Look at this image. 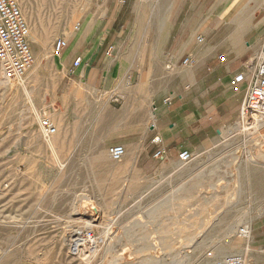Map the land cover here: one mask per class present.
<instances>
[{
	"label": "rangeland",
	"instance_id": "374dc122",
	"mask_svg": "<svg viewBox=\"0 0 264 264\" xmlns=\"http://www.w3.org/2000/svg\"><path fill=\"white\" fill-rule=\"evenodd\" d=\"M17 2L28 27L38 29L42 38L56 19L54 25L71 33L83 10L97 4ZM57 38L63 36L50 41L51 49ZM45 59L30 74L31 65L22 86L5 85L0 77V264H212L229 252L243 256L248 251L237 230L255 228L264 214V181L259 196L253 183L254 173L264 171V159L254 163L256 157L264 158V129L250 134L238 114L206 151H189L192 157L185 163L178 161L177 153L158 160L152 151L146 157L145 152L127 154L125 148L119 161L110 160L106 150V159L96 167L87 159L67 160L73 153H62L59 160L45 142L24 92L31 91L40 120L50 121L57 132L53 102L67 93L83 106L88 96L83 87L71 86L68 75L62 77L57 63ZM110 100L118 103L117 96ZM80 119L75 116L76 122ZM58 160L63 167L56 166ZM68 163L75 166H64ZM86 219L93 224L83 227ZM81 228H86L83 236L98 245L90 260L68 250L70 235ZM224 241L232 242V248L217 252Z\"/></svg>",
	"mask_w": 264,
	"mask_h": 264
},
{
	"label": "crops",
	"instance_id": "0c3cea01",
	"mask_svg": "<svg viewBox=\"0 0 264 264\" xmlns=\"http://www.w3.org/2000/svg\"><path fill=\"white\" fill-rule=\"evenodd\" d=\"M76 27L55 30L67 35L58 69L88 98L80 106L66 93L53 102L59 130L50 151L96 167L114 145L148 157L158 135L168 156L201 152L238 117L250 61L264 42V0H97ZM187 56L194 57L190 66L182 64ZM77 58L81 63L73 67ZM239 73L245 81L234 91L230 80ZM116 96L118 103H111ZM244 241L242 255L264 264V214Z\"/></svg>",
	"mask_w": 264,
	"mask_h": 264
},
{
	"label": "built area",
	"instance_id": "2783aa9c",
	"mask_svg": "<svg viewBox=\"0 0 264 264\" xmlns=\"http://www.w3.org/2000/svg\"><path fill=\"white\" fill-rule=\"evenodd\" d=\"M28 36L29 28L17 0H0V68L8 79L24 75L33 63ZM201 41L202 37H199L198 42ZM66 48L67 42L62 38L55 39L52 44V52L55 55L62 54ZM109 54L110 49L106 52V55ZM218 60L223 62L225 57L220 55ZM80 63L81 59L77 58L73 62V67H77ZM193 63L194 57L192 56H187L182 61L184 66H190ZM248 68L251 74L247 79V88L239 114L249 120L256 118L264 121V42L257 55L250 61ZM243 81H245L244 74L239 73L233 76L230 80L232 89L237 91ZM40 131L45 136H52L56 133L55 127L45 120L40 124ZM151 144L155 147L153 157L164 160L167 152L161 137L155 135L151 139ZM124 153L125 149L122 145H114L107 150L108 157L112 161L120 160ZM191 157L190 152L186 150L177 153V159L182 163L189 162ZM251 233L252 229L247 225L237 230L238 236L243 240L250 239ZM212 264L252 263L244 256L230 254L214 260Z\"/></svg>",
	"mask_w": 264,
	"mask_h": 264
},
{
	"label": "bare ground",
	"instance_id": "6f19581e",
	"mask_svg": "<svg viewBox=\"0 0 264 264\" xmlns=\"http://www.w3.org/2000/svg\"><path fill=\"white\" fill-rule=\"evenodd\" d=\"M28 21L30 18H27ZM49 20V19H48ZM30 22V21H29ZM28 22V23H29ZM59 22V21H58ZM40 24V23H39ZM42 24V23H41ZM40 24V25H41ZM47 24H48V21H47ZM30 25V24H29ZM46 25V24H45ZM51 25V24H50ZM48 26V25H47ZM42 27V26H41ZM58 25H52L50 26V29L49 31L46 32V34L44 33L45 35V38H42V36L40 35V33H38L36 31V29H34L33 27H28L29 28V36H28V40H29V44H30V48H31V44H34L36 45V51H34L33 49H31V52H32V55L34 56V63L33 66H32V69H31V73H33L39 66H40V62L47 58L50 62H55L57 63V66H58V56L57 55H51V42L52 40L54 39V37H60L59 34H58V31L55 32V30H59L58 29ZM39 28V26H38ZM44 28V27H43ZM47 28V27H46ZM54 28V29H53ZM40 30V29H39ZM42 31V30H40ZM43 35V37H44ZM67 35L66 36H63V39L66 41L67 39ZM44 39H49V43L47 44H44L43 43V40ZM51 41V42H50ZM67 42V41H66ZM46 60V59H45ZM31 68V67H30ZM25 75V74H24ZM24 75L22 76H18V77H15L13 79H8L2 69L0 68V77H1V80L5 83V85L7 84L8 86L11 85L12 82H17L19 85H24L25 83V80L27 77H23ZM25 96H26V100L27 102L29 103V106H30V111L31 113L33 112V117H34V120H36L39 125L41 124L42 120H40V114L38 113L37 111V108H35L30 100V96H31V91H26L25 90ZM151 118H152V114H151ZM239 118L242 120V121H245L243 125H246L247 126V129L250 130V134H259V131L264 129V121L263 120H259V119H246L244 117H242L240 114H239ZM237 122V127L239 128L240 127V122ZM48 121V120H46ZM50 122V121H48ZM53 125V124H52ZM55 126L58 128V125L55 124ZM56 129V128H55ZM245 129V128H244ZM239 130V129H238ZM241 130V129H240ZM239 133V132H238ZM243 134V133H242ZM43 135V134H42ZM45 136V135H43ZM46 137H51V136H45L44 139H45V142L47 143V145L49 146V148H53L54 147V140L53 138H46ZM261 137V136H260ZM264 143V142H263ZM125 155V153H124ZM123 155V156H124ZM122 156V157H123ZM264 158H261V157H256V160L254 163H256L257 165H260V161L263 160ZM121 160V159H120ZM119 161V160H118ZM184 166V165H183ZM259 167V166H258ZM252 169V167H250ZM254 168V167H253ZM249 169V168H248ZM255 170V169H254ZM264 179V171L261 170V171H256V173H254L253 175V183H254V188L255 189H258L256 192V194H261V187H260V184L262 181V179ZM259 196V195H258ZM257 197V196H256ZM263 198V197H262ZM84 199V198H83ZM86 199V198H85ZM82 200V199H81ZM88 200V198H87ZM83 203V202H82ZM214 205V204H213ZM231 210V209H230ZM229 210L225 211L222 213V215L220 216L219 218V223L221 221V223L223 222L224 218L227 217L226 215L228 214ZM226 219V218H225ZM252 219V218H251ZM94 220L92 219H86V220H83L82 221V226L85 227L87 225H90L93 224ZM89 227V226H88ZM86 228L82 229L80 231H75L73 232L72 235H70L71 239L73 237H75V240L71 241L70 239V243H68V250L72 252V255H74L75 257H79V259L83 258L84 260H86L85 258L87 257V259H91V257L98 251V245H95L93 246V243H91L90 239H88V237H85L83 236V231L85 230ZM89 229H91V227H89ZM88 229V230H89ZM91 238V237H90ZM102 240V239H101ZM95 241V239H94ZM230 241V240H229ZM96 242V241H95ZM100 242V241H99ZM102 242V241H101ZM90 243V244H89ZM236 244V243H235ZM232 245L233 243L232 242H226L224 241V244L222 245H218L217 247V252H224L226 249L228 248H232ZM188 248V247H187ZM145 251H149V249H146V250H143L142 252H145ZM6 252V251H5ZM240 252V251H238ZM2 251L0 249V255H1ZM184 253H187V252H184ZM236 253V252H235ZM235 253H227V254H235ZM225 254V253H223ZM82 259V260H83ZM124 260H120V261H113L109 264H122ZM88 262V260H87ZM127 263V262H126Z\"/></svg>",
	"mask_w": 264,
	"mask_h": 264
}]
</instances>
